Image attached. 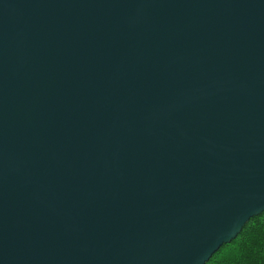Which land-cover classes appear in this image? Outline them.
<instances>
[{
  "label": "water",
  "instance_id": "95a60500",
  "mask_svg": "<svg viewBox=\"0 0 264 264\" xmlns=\"http://www.w3.org/2000/svg\"><path fill=\"white\" fill-rule=\"evenodd\" d=\"M264 214V0H0V264H207Z\"/></svg>",
  "mask_w": 264,
  "mask_h": 264
},
{
  "label": "trees",
  "instance_id": "16d2710c",
  "mask_svg": "<svg viewBox=\"0 0 264 264\" xmlns=\"http://www.w3.org/2000/svg\"><path fill=\"white\" fill-rule=\"evenodd\" d=\"M207 264H264V214L251 219L237 239Z\"/></svg>",
  "mask_w": 264,
  "mask_h": 264
}]
</instances>
